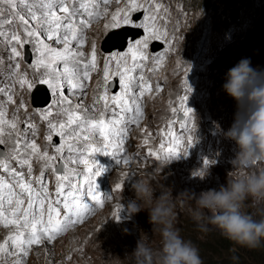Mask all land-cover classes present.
<instances>
[{
	"label": "rangeland",
	"instance_id": "374dc122",
	"mask_svg": "<svg viewBox=\"0 0 264 264\" xmlns=\"http://www.w3.org/2000/svg\"><path fill=\"white\" fill-rule=\"evenodd\" d=\"M154 2L161 5L157 27L165 35L160 40L149 42L146 51L150 59L137 61L143 66L133 68L131 59L127 65H121V70L124 67L132 69L129 75L135 77L134 85L143 77L141 83L150 86V91H145L139 100L141 113L137 116L138 122L128 125L129 130L123 137V144H119L120 138H113L112 146L106 149L109 155L95 154L98 163L105 168V171L94 180L102 203L98 204L85 195L83 200L90 205L91 210L66 232H62L55 242L34 246L27 257V264H106V259L110 255L123 258L131 253L141 237L151 247L159 248L160 236L153 231V225L149 223L148 211L142 210L129 216L127 204L135 198L132 190L134 180L144 177L151 171L158 172L157 165L161 161L169 163L162 169L159 183L170 188L173 197H178L184 192L199 194L202 190L226 184V173L232 168L231 160L238 148L235 141L224 136V132L235 120L237 102L223 90L222 85L228 69L242 58H250L253 68L264 71V0L220 2L154 0ZM100 7L102 9L103 5ZM108 7L110 11H114L117 4L112 3ZM17 11L27 15L23 6L18 7ZM0 12L6 18L14 20L6 7L0 6ZM144 15L146 13L143 12V16L137 22L142 20ZM109 19L110 17H101L99 21L94 20L84 33L86 39L81 50L89 53L94 43L97 52L96 69L91 71V78L85 82L84 89H72L65 80L62 96H57L46 85L50 102L45 106H35L32 101L33 89L39 84V79L44 78L41 75L44 72L43 68L36 71L31 67L39 56L36 47L32 43H27L32 60L27 61L24 46L21 62V71H27L34 87L29 90L21 89L17 85L15 89H11L15 77L11 75L13 68L10 65L14 66L16 61L9 59L10 46L0 38V88L12 90L16 104L7 103V96L3 93H0V102H4L9 119L18 105L24 106L19 108L17 116L19 128L28 139H32L33 136L32 131L27 130L26 126L33 124L37 131L35 136L37 143L41 146L49 145L44 139L48 134L47 121L42 118L45 111L50 110L52 115L49 119L56 122L65 119L62 109L75 108L77 104L90 106L93 111L102 107L103 102L99 104L95 102L104 90L103 64L113 53H127L132 43L130 40L124 51L102 52V41L112 30L104 28ZM17 27L18 22L14 20L10 26H4L3 31L11 32ZM144 35L138 39H142ZM154 41L162 44L157 50L153 49ZM45 43L55 49L63 48L59 42L45 39ZM71 43L75 51L79 43L77 41ZM152 57L163 59L154 62ZM109 64L110 72L115 73L117 71L115 62L110 61ZM56 67L62 71L63 62H57ZM115 78L118 80V87L113 90L111 85L109 86V97L122 92L119 76L110 75L109 84ZM133 91L138 95L137 88L134 87ZM129 95L131 96V93ZM183 97L187 99L182 100ZM58 100L59 105L56 104ZM129 102L131 103V100ZM185 109L191 111L185 114ZM124 115L127 118L133 113ZM60 143H63L62 139L54 135L51 144ZM1 146L2 149L11 147L10 144ZM169 149L174 150L177 155L173 156ZM48 151L54 153V148L49 146ZM69 155L72 154L65 149L63 163L67 162ZM3 156H7V152L3 153ZM125 159L128 163L124 162ZM12 166L19 168L15 162H12ZM68 167L83 170V165L69 163ZM207 167L208 175L204 179L192 175L194 171L206 170ZM33 168L32 176L27 177L28 179L39 175L40 166L34 163ZM0 175L13 182L8 173L0 170ZM77 179L82 186L81 190L85 191L83 176L72 177V183H76ZM117 183L121 184L120 189L116 188ZM156 183L157 181L153 180V184ZM45 184L52 198L57 199L55 192L57 181L51 171H48L45 177ZM155 195H160L159 188ZM175 204L174 226L180 230L181 236L190 240L199 249L203 264H237L239 258L244 256L246 260L251 261L250 256L243 252L244 247L236 245L226 250L224 237L219 231L201 230L200 224L192 215L196 207L193 200L181 196L176 198ZM246 210L256 213L264 210V205L248 207ZM72 219L76 220L75 215ZM124 229H128V233H125ZM13 230L11 226L4 228L0 225V242ZM7 264H11L10 257L7 258Z\"/></svg>",
	"mask_w": 264,
	"mask_h": 264
},
{
	"label": "snow or ice",
	"instance_id": "6c2138e0",
	"mask_svg": "<svg viewBox=\"0 0 264 264\" xmlns=\"http://www.w3.org/2000/svg\"><path fill=\"white\" fill-rule=\"evenodd\" d=\"M112 3L117 4L114 11H110L108 7ZM0 6L6 7L18 22L17 29L3 31L4 26H10L14 20L6 18L0 12V38L10 46L9 59L16 61L14 66L10 65L13 68L11 75L15 77L11 89H15L17 85L29 90L34 87L27 71H21L22 49L27 43H32L39 53L31 67L36 71L44 69L41 73L44 78L38 82L47 85L57 96H62L63 81L66 80L72 89L83 90L85 82L91 78V71L96 69L95 44L91 45V51L87 54L81 50L86 39L84 33L94 20L110 17L104 24L105 29L131 26L143 29L146 33L142 39H136L130 44L127 53H113L103 64L104 90L95 102H103L101 108L93 111L90 106L77 104L75 108L62 109L65 119L56 122L49 119L52 115L50 110L42 113L48 129L44 139L49 145L41 146L37 143V131L33 124L26 126L27 130L32 131V139L22 134L17 116L19 108L24 107L22 104L18 105L9 119L4 102H0V145H11L0 149V157H3L0 158V170L8 173L13 181L0 175V225L14 229L0 242V262L7 264V258L10 257L11 264H27V257L34 246L55 242L62 232H66L91 210L90 205L83 200L85 195L98 204L102 203L94 180L105 168L98 163L95 154L109 155L106 149L112 146L113 138H120L119 144H123V137L129 130L128 125L138 122L137 116L141 113L140 98L145 91H150V86L141 83L143 77L134 85L135 77L129 75L132 69L124 67L121 70V65H127L131 59L133 68L143 66L137 61L150 59L146 51L149 42L160 40L165 34L157 27L161 5L154 0H0ZM20 6L26 9L27 15L17 11ZM141 10L146 15L137 22L133 13ZM45 39L59 42L63 48H52L45 43ZM72 41L79 43L75 51ZM151 59L159 62L163 57ZM110 61L115 62V73L110 72ZM57 62H63L62 71L56 67ZM110 75L119 76L122 88L120 94L111 97L108 95ZM134 87L138 89V95L133 91ZM0 93L7 96V103L16 104L12 90L0 88ZM181 99L185 100L187 97ZM56 104L59 105L60 101H56ZM190 111L191 109H185V114ZM125 113L133 115L126 118ZM54 135L60 137L63 143L51 144ZM49 146L54 148V153L48 151ZM65 149L72 155L63 163ZM5 152L7 156H3ZM169 152L173 156L177 155L172 149ZM12 162L19 165V168L13 167ZM124 162L128 163V160L125 159ZM34 163L40 166L39 175L28 179L34 171ZM57 163H63L62 170L57 167ZM69 163L83 165V170L69 168ZM48 171L55 175L57 181V199L52 198L45 184ZM81 175L86 184L85 191L81 190L78 179L76 183H72V177L79 178ZM116 188L120 189L121 184L117 183ZM73 215L76 220L72 219Z\"/></svg>",
	"mask_w": 264,
	"mask_h": 264
},
{
	"label": "clouds",
	"instance_id": "9594fccd",
	"mask_svg": "<svg viewBox=\"0 0 264 264\" xmlns=\"http://www.w3.org/2000/svg\"><path fill=\"white\" fill-rule=\"evenodd\" d=\"M222 88L237 102L235 120L224 132L238 148L231 160L232 168L226 173V184L199 194L184 192L178 197L187 196L195 202L192 215L201 230L215 229L236 245L256 249L264 246V210L252 213L246 209L264 205V71L253 68L250 58H242L228 69ZM168 163L161 161L158 172L135 179V198L127 204L129 216L148 211L149 223L160 236V247H151L141 237L131 253L123 258L110 255L106 264H203L199 249L174 226L178 197L159 183L160 173ZM192 175L204 179L208 167ZM153 180L157 183L153 184ZM158 188L160 195L156 196ZM124 231L128 233V229Z\"/></svg>",
	"mask_w": 264,
	"mask_h": 264
},
{
	"label": "water",
	"instance_id": "95a60500",
	"mask_svg": "<svg viewBox=\"0 0 264 264\" xmlns=\"http://www.w3.org/2000/svg\"><path fill=\"white\" fill-rule=\"evenodd\" d=\"M133 16L134 19L138 21L143 16V12H136ZM142 35H144L143 29L133 28L131 26H123L112 29L106 34L102 41V52L113 53L114 51H124L127 48L130 40L133 42ZM152 45L154 50H157L158 47L162 46L159 41H154ZM25 56L27 61L30 62L32 60V54L28 44L25 45ZM110 85L113 90H116L118 87V80L115 78L110 82ZM32 101L35 106H45L50 102V95L45 84L39 83L35 86L32 91ZM57 139L58 138L56 137L55 142L58 141ZM0 149H2L1 145ZM61 164L62 163H59L57 167L62 170Z\"/></svg>",
	"mask_w": 264,
	"mask_h": 264
},
{
	"label": "trees",
	"instance_id": "16d2710c",
	"mask_svg": "<svg viewBox=\"0 0 264 264\" xmlns=\"http://www.w3.org/2000/svg\"><path fill=\"white\" fill-rule=\"evenodd\" d=\"M218 2L222 1V0H217ZM233 6V4H231V7ZM224 243H225V249H231L236 247V244H234L233 242L227 240L224 238ZM243 252L245 254H247L248 256H250L251 261L246 260L245 256L242 258H239V262H237V264H264V246L260 247V248H256V249H249L244 247Z\"/></svg>",
	"mask_w": 264,
	"mask_h": 264
},
{
	"label": "bare ground",
	"instance_id": "6f19581e",
	"mask_svg": "<svg viewBox=\"0 0 264 264\" xmlns=\"http://www.w3.org/2000/svg\"><path fill=\"white\" fill-rule=\"evenodd\" d=\"M152 172V171H151ZM187 179H188V176H187Z\"/></svg>",
	"mask_w": 264,
	"mask_h": 264
}]
</instances>
